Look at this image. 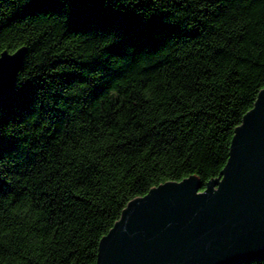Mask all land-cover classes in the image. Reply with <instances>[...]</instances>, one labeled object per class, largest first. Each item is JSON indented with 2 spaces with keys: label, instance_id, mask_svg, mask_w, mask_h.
I'll return each instance as SVG.
<instances>
[{
  "label": "trees",
  "instance_id": "16d2710c",
  "mask_svg": "<svg viewBox=\"0 0 264 264\" xmlns=\"http://www.w3.org/2000/svg\"><path fill=\"white\" fill-rule=\"evenodd\" d=\"M21 47L0 264H95L128 202L220 176L264 89V0H0V54Z\"/></svg>",
  "mask_w": 264,
  "mask_h": 264
},
{
  "label": "water",
  "instance_id": "95a60500",
  "mask_svg": "<svg viewBox=\"0 0 264 264\" xmlns=\"http://www.w3.org/2000/svg\"><path fill=\"white\" fill-rule=\"evenodd\" d=\"M26 49L0 54V107ZM264 259V89L231 138L220 176L165 182L128 202L95 264H250Z\"/></svg>",
  "mask_w": 264,
  "mask_h": 264
}]
</instances>
